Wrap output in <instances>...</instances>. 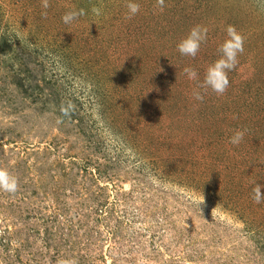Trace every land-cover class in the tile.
Listing matches in <instances>:
<instances>
[{"label":"rangeland","instance_id":"374dc122","mask_svg":"<svg viewBox=\"0 0 264 264\" xmlns=\"http://www.w3.org/2000/svg\"><path fill=\"white\" fill-rule=\"evenodd\" d=\"M135 2L126 19V0H48L46 17L0 0V169L17 183L0 264H264V0ZM195 25L207 38L181 56ZM229 26L243 52L217 94L198 84Z\"/></svg>","mask_w":264,"mask_h":264},{"label":"clouds","instance_id":"9594fccd","mask_svg":"<svg viewBox=\"0 0 264 264\" xmlns=\"http://www.w3.org/2000/svg\"><path fill=\"white\" fill-rule=\"evenodd\" d=\"M156 2L159 7H163L164 0H156ZM41 7L45 10L41 12V16L46 17V10L49 7L48 0H42ZM125 7L127 9L125 16L126 19H131L140 10V5L135 2V0H126ZM91 12L97 17L101 15V9L97 7H93ZM83 14V10H69L61 16V21L64 24H69L75 21L78 16ZM207 32L208 29L200 25L191 27L187 34L180 38L176 43L175 47L177 52L181 56L195 57L200 45L207 38ZM217 50L219 58L206 67L203 74V80L198 84V87L210 89L212 92L217 94H223L229 84L227 73L234 69L237 63V55L243 52V38L236 33L233 27L229 26L226 28L225 38L219 44ZM183 71L190 79L195 80L197 78V72L195 69L185 67ZM192 95L196 100L202 99L199 91L194 90ZM245 132L246 129L234 131L229 137V143L232 145H238L242 141ZM16 188L17 183L15 178L6 170L0 169V191L14 193ZM260 194L261 190L259 187L254 189V198L257 203H259Z\"/></svg>","mask_w":264,"mask_h":264}]
</instances>
